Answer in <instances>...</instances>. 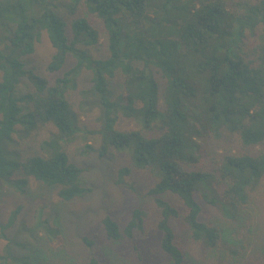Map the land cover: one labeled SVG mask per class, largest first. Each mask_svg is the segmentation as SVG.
Listing matches in <instances>:
<instances>
[{
    "label": "trees",
    "instance_id": "obj_1",
    "mask_svg": "<svg viewBox=\"0 0 264 264\" xmlns=\"http://www.w3.org/2000/svg\"><path fill=\"white\" fill-rule=\"evenodd\" d=\"M56 1L0 0V187L25 195L32 179L56 188L65 202L90 192L81 182L83 170L64 148L77 133L68 92L86 69L101 108V129L94 134L101 135L102 149L128 151L131 165L155 178L148 196L158 212L159 248L170 264L186 259L176 243L174 220L182 221L192 242L221 248L227 259L219 264L264 256L261 228L255 229L253 248L227 244L224 235L226 229L238 235L245 228L244 208L264 189V0ZM42 34L54 49L49 72L60 71L69 56L75 59L53 81L27 69L24 61ZM102 35L107 57L94 59L88 49L97 47ZM118 82L122 92L116 95ZM118 115L140 128L115 129ZM46 126L56 133L32 141L33 152L14 148V135L27 139ZM227 135L236 136L245 151H225L204 167L198 141ZM198 198L217 215L206 220ZM20 211H11L6 223L0 219V236L12 244L6 231ZM148 217V210L138 207L122 230L109 215L101 224L108 241L134 240L145 233ZM42 229L57 241L55 249L62 246L59 230L39 217L32 232ZM37 258L13 256L7 248L0 264H35ZM52 259L57 264L61 258ZM79 264L100 260L91 255Z\"/></svg>",
    "mask_w": 264,
    "mask_h": 264
},
{
    "label": "rangeland",
    "instance_id": "obj_2",
    "mask_svg": "<svg viewBox=\"0 0 264 264\" xmlns=\"http://www.w3.org/2000/svg\"><path fill=\"white\" fill-rule=\"evenodd\" d=\"M63 1L66 0H57L56 3L61 4ZM67 35L71 37L69 29ZM105 37L106 35H102L97 47L88 49L92 58L107 57ZM79 47L87 49L83 45ZM53 54L54 49L47 36L42 34L34 53L24 57L26 68L34 69L41 77L53 81L75 65V59L69 56L60 71L49 72L47 66ZM92 86L91 72L83 69L74 82V88L68 92L77 116V133L64 143L70 161L83 170L81 182L90 192L81 198L65 202L57 197L56 188L44 186L32 179L25 195L1 186V222L6 223L11 211L17 207H21V211L15 226L6 231L7 237L16 244L0 236V255L8 248L13 256H38L35 264H52V258L56 257L62 259L57 264H79L88 260L91 255H95L100 264H170L169 258L159 248L160 234L155 227L158 212L153 206L152 198L148 196L155 178L148 171L135 169L131 165L128 151L112 147L102 149L101 135L94 134L101 129V108L98 106V97L92 92ZM19 91L25 93L23 87ZM113 92L116 95L122 92L119 82L113 85ZM139 128L140 125L135 120L117 116L115 129L129 131ZM36 133L27 139L21 133L14 135V148L26 153L34 151L32 141L35 140L36 143L45 140L56 133V130L46 126ZM198 142L201 145V162L204 167L211 165L214 157H221L225 151L237 154L245 151L237 137L231 135L222 139H201ZM125 169L128 172L120 176V171ZM168 199L182 208L174 197L170 196ZM198 200L204 207L206 220L217 215L200 198ZM138 207L149 212L145 233L136 234L134 240L123 237L118 242L108 241L102 228V218L111 216L122 230L129 221L131 212ZM244 216L245 228L242 227L238 235L226 229L225 239L227 244L235 243L234 246L238 248L242 244L253 248L255 229L261 228L264 231V189L260 188L252 195L249 205L244 208ZM39 217L41 222L48 220L51 227L59 230L60 241L63 242L60 248L53 247L52 244L57 241L53 236L47 235L44 229L32 232ZM171 225L176 234V243L186 255L183 264H219L226 261L227 256L221 254L224 253L221 248L207 250L192 242L182 221L174 220ZM84 238L92 242V245L84 243ZM250 250L251 248L247 254ZM238 259V264H264V256H239Z\"/></svg>",
    "mask_w": 264,
    "mask_h": 264
}]
</instances>
